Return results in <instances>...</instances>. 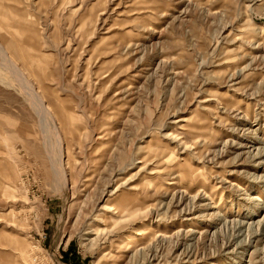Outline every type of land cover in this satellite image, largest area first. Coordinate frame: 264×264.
I'll list each match as a JSON object with an SVG mask.
<instances>
[{"label": "rangeland", "instance_id": "obj_1", "mask_svg": "<svg viewBox=\"0 0 264 264\" xmlns=\"http://www.w3.org/2000/svg\"><path fill=\"white\" fill-rule=\"evenodd\" d=\"M0 45L52 118L0 54V264H264V0H0Z\"/></svg>", "mask_w": 264, "mask_h": 264}, {"label": "bare ground", "instance_id": "obj_2", "mask_svg": "<svg viewBox=\"0 0 264 264\" xmlns=\"http://www.w3.org/2000/svg\"><path fill=\"white\" fill-rule=\"evenodd\" d=\"M9 3L13 4V2H9ZM15 3L17 4V2H15ZM17 6H19V4ZM260 45L263 48V38L260 39ZM0 54L4 57V58L2 57V60L5 59L6 64L5 63L4 64L6 65V68H9L8 70L10 71V74H12L14 76V79H16V81L18 83L20 82L19 84L21 86V89L23 88L24 91L28 92L29 95H31L30 98H32L31 100L33 101L34 104H36L35 106L37 107V110L42 112L46 116H48L47 115L48 110H47V108H45L43 106V103H42L41 99L39 98V96L37 95L36 91L34 90L33 86L29 83V81L26 79V77L23 75V73L16 67L12 57H8V53H7L6 48L1 46V45H0ZM0 81L3 82L4 84H7V82L3 79V77L0 79ZM26 96H27V94H26ZM31 100H29V101L31 102ZM31 104H32V102H31ZM50 119H52L51 116H50ZM45 124H47V123H45ZM201 128H202V126H200V125H198L197 127H192L191 129H189V133H191L195 138L201 137V135H199V133H198L199 132L198 130H200ZM147 147L149 148V146H147ZM212 208H216V207H212ZM156 235H157V233L153 229L148 228V229H144V230L138 232L137 233V237H138L137 239H139L140 241L147 240V239H154V237H156Z\"/></svg>", "mask_w": 264, "mask_h": 264}]
</instances>
